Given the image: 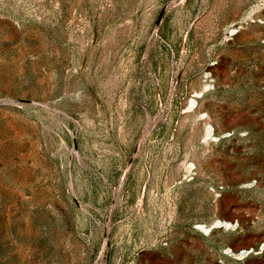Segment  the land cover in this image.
<instances>
[{
    "label": "rangeland",
    "instance_id": "374dc122",
    "mask_svg": "<svg viewBox=\"0 0 264 264\" xmlns=\"http://www.w3.org/2000/svg\"><path fill=\"white\" fill-rule=\"evenodd\" d=\"M0 264H264V0H0Z\"/></svg>",
    "mask_w": 264,
    "mask_h": 264
}]
</instances>
